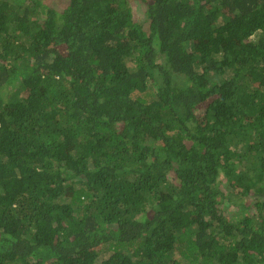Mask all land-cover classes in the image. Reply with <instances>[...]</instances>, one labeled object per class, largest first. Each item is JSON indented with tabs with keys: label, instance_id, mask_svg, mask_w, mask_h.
Listing matches in <instances>:
<instances>
[{
	"label": "trees",
	"instance_id": "1",
	"mask_svg": "<svg viewBox=\"0 0 264 264\" xmlns=\"http://www.w3.org/2000/svg\"><path fill=\"white\" fill-rule=\"evenodd\" d=\"M135 1L0 0V264H264V0Z\"/></svg>",
	"mask_w": 264,
	"mask_h": 264
},
{
	"label": "rangeland",
	"instance_id": "2",
	"mask_svg": "<svg viewBox=\"0 0 264 264\" xmlns=\"http://www.w3.org/2000/svg\"><path fill=\"white\" fill-rule=\"evenodd\" d=\"M41 1H46V2H48V3H50L52 6H55V7H57V8H61V6H62V4H63V0H41ZM134 2L137 4V5H141L140 3H137L135 0H134ZM244 199H246V197L244 198ZM248 202L250 203V204H252L253 202H254V196L253 195H249V198H248ZM230 210H234V211H236V208L234 207V206H230L229 207V211ZM108 254H109V252L108 253H106V252H103L102 254H100V256H99V259H104V258H106L107 256H108Z\"/></svg>",
	"mask_w": 264,
	"mask_h": 264
}]
</instances>
